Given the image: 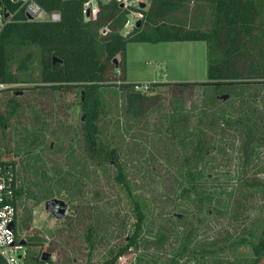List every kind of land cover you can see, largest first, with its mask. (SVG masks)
<instances>
[{"label":"rangeland","instance_id":"obj_1","mask_svg":"<svg viewBox=\"0 0 264 264\" xmlns=\"http://www.w3.org/2000/svg\"><path fill=\"white\" fill-rule=\"evenodd\" d=\"M126 54L129 80L206 79L204 41L132 42ZM10 71L17 80L0 87V116H6V125L0 121V159L14 162L24 188L17 206L18 234L23 239L27 231L42 236L41 244L28 245L29 254L47 253L53 264H101L133 232L135 213L133 202L114 176V165L94 166L82 154V89L34 88L40 83L35 61L21 71L12 63ZM155 93L159 104L126 123L123 109L104 88V110L97 121L100 134L104 141L120 146L131 194L144 212L141 251H129L115 264H146L150 259L158 264V259H171L187 232L191 233L188 246L195 253L179 256L173 264H246L251 249L239 239L263 213L264 203L255 193L238 198V181L264 170V145L255 147L248 163L242 164L237 128L230 126L223 132L220 126L223 134L219 136L200 123L202 100L208 94L200 85L186 89L164 85L147 91ZM237 101L256 106L264 119V84H250L238 95L222 90L215 102L208 99L205 109H229ZM15 103V112L7 115ZM174 116L177 128L172 133ZM196 126L213 147L193 169L179 138ZM230 141L235 142L230 145ZM260 176L264 178V173ZM191 182L193 189L186 195L182 187ZM51 198L65 202L62 218L45 209V201ZM89 228L91 243L86 237ZM161 235L164 241L158 245ZM258 264H264V257Z\"/></svg>","mask_w":264,"mask_h":264},{"label":"trees","instance_id":"obj_2","mask_svg":"<svg viewBox=\"0 0 264 264\" xmlns=\"http://www.w3.org/2000/svg\"><path fill=\"white\" fill-rule=\"evenodd\" d=\"M34 1L44 11H58L59 20H29L22 11H15L17 4L10 0H0V13L5 10L4 12L13 14L9 21L2 20L0 28V84L17 80L16 75H11L12 63H16L21 71L35 61L40 83L33 86L34 88L61 90L81 87L79 99L84 110L82 154L94 166L113 164L117 171L114 176L134 206L133 232L125 238L124 243L118 244L116 250L110 251L109 258L101 262L115 264L125 253L141 251L140 230L144 222V212L139 200L131 194L125 165L120 160V146L104 141L100 134L97 121L100 112L104 110V88L109 89L115 104L123 109L126 123H129L159 104L158 94H147L150 88L178 85L181 89H186L192 85H200L204 94L208 92L202 100L201 106L204 110L200 113V123H205L219 136L223 134L220 126L223 132L224 128L229 129L230 126L237 128L240 132L237 152L242 164H247V158L255 147L264 145V119L260 110L256 106L250 108L246 101H237L229 109L215 111L205 109V104L208 99L209 102H215L222 90L238 95L241 90L249 89L250 84H264V0H149L143 9L144 17L140 25L125 33V10L114 0L99 2L96 17L90 19L84 18L82 14L83 0ZM179 41L206 43V79L150 81L146 91L134 90L133 86L139 81H129L126 78L127 44ZM52 56L60 62L52 64ZM15 108L16 103L12 104L7 115H12ZM177 113L180 112H176L179 115ZM175 117L170 120L172 133L177 128L173 122ZM4 118L6 116H0L2 125H6ZM116 127L119 131L121 125L118 120ZM201 131L196 126L187 136L179 138L182 153L188 166L193 169L198 161L208 156L213 147L209 146L207 135ZM234 142L230 141V145ZM0 164L9 165L16 184L14 194L18 206L21 204L24 188L18 180L14 162L0 159ZM261 172L264 173V170L260 169L239 179L238 198L246 199L255 193L264 203V178L260 176ZM192 185V182L184 185L182 191L189 195ZM239 203L238 200V206ZM92 235V229L89 228L86 237L90 243ZM26 236L24 241L27 246L43 242L42 236L30 234L28 231ZM190 236V232L184 234V242L179 243L180 246L171 259H158L157 263L173 264L179 256L194 255L195 252L188 246ZM239 240L251 249V258L246 264H258L264 257V211ZM163 241L164 235H161L156 244H162ZM42 254L34 256L28 251L26 264H53L50 257L43 260ZM152 263L150 259L146 264ZM0 264H6L1 256Z\"/></svg>","mask_w":264,"mask_h":264},{"label":"built area","instance_id":"obj_3","mask_svg":"<svg viewBox=\"0 0 264 264\" xmlns=\"http://www.w3.org/2000/svg\"><path fill=\"white\" fill-rule=\"evenodd\" d=\"M10 1L17 4L15 11H22L25 17L26 15H29V20L57 21L60 18V13L58 11H44L34 0ZM106 1L109 0H83L82 14L84 18H95L98 12L99 2ZM114 1L125 10L123 28V32L125 33L128 29L135 27V23L138 20L141 21L143 19V9L147 6L149 0ZM141 4H143V7H141ZM4 11L2 14L0 13V28L2 22L4 20L6 22L9 21L13 15L8 12V16L4 17ZM1 85L2 84H0V87H2ZM148 86L149 82L139 81L133 86V89L146 91ZM15 187L16 184L13 180L9 165L0 164V256L5 260L6 264H26L28 258V246L24 239L19 236L15 225V218L17 215L16 198L14 194ZM10 223H13V228L10 227Z\"/></svg>","mask_w":264,"mask_h":264},{"label":"water","instance_id":"obj_4","mask_svg":"<svg viewBox=\"0 0 264 264\" xmlns=\"http://www.w3.org/2000/svg\"><path fill=\"white\" fill-rule=\"evenodd\" d=\"M141 7H143V4H141ZM8 13L4 12V17H7ZM28 19H30L29 15H26ZM141 21H137L135 23V26H139ZM60 62L59 59H57L55 56H52V64H55L56 62ZM116 61V59H114ZM222 98H227V95H223ZM45 209L52 213L56 218H62L64 216V211L66 208V204L63 200L57 199V198H51L49 200H46L44 203ZM10 227L13 228V223H10ZM48 257L47 253L42 254V259L46 260Z\"/></svg>","mask_w":264,"mask_h":264},{"label":"crops","instance_id":"obj_5","mask_svg":"<svg viewBox=\"0 0 264 264\" xmlns=\"http://www.w3.org/2000/svg\"><path fill=\"white\" fill-rule=\"evenodd\" d=\"M126 78H127V80H129L127 77V54H126ZM129 81H136V80H129ZM138 81H140V80H138Z\"/></svg>","mask_w":264,"mask_h":264}]
</instances>
